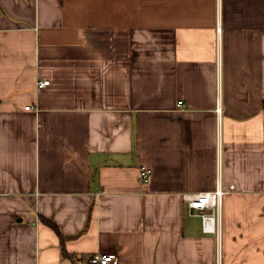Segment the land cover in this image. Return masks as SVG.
I'll list each match as a JSON object with an SVG mask.
<instances>
[{
	"label": "crops",
	"instance_id": "obj_1",
	"mask_svg": "<svg viewBox=\"0 0 264 264\" xmlns=\"http://www.w3.org/2000/svg\"><path fill=\"white\" fill-rule=\"evenodd\" d=\"M218 247L264 264V0H0V264Z\"/></svg>",
	"mask_w": 264,
	"mask_h": 264
},
{
	"label": "built area",
	"instance_id": "obj_2",
	"mask_svg": "<svg viewBox=\"0 0 264 264\" xmlns=\"http://www.w3.org/2000/svg\"><path fill=\"white\" fill-rule=\"evenodd\" d=\"M50 84L49 80L38 81V88H44ZM180 106L183 103L180 102ZM30 109V107H27ZM221 112V108H218ZM153 169L142 165L140 168V178L144 182H148L153 175ZM226 191H224L219 183L218 189L215 192L195 193L185 196V201L189 205L190 210H197L202 218V226L204 232L213 233L220 237L221 220H222V202ZM223 251L218 247L217 264H222ZM91 264H116L117 258L115 254L96 253L90 258Z\"/></svg>",
	"mask_w": 264,
	"mask_h": 264
}]
</instances>
